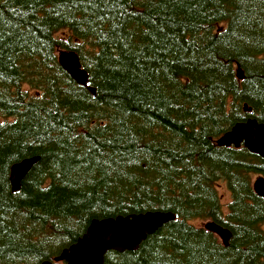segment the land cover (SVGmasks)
Listing matches in <instances>:
<instances>
[{"label": "trees", "instance_id": "16d2710c", "mask_svg": "<svg viewBox=\"0 0 264 264\" xmlns=\"http://www.w3.org/2000/svg\"><path fill=\"white\" fill-rule=\"evenodd\" d=\"M0 118V264L53 262L92 220L156 211L175 220L103 264H264V159L216 144L264 124V0H0Z\"/></svg>", "mask_w": 264, "mask_h": 264}, {"label": "water", "instance_id": "95a60500", "mask_svg": "<svg viewBox=\"0 0 264 264\" xmlns=\"http://www.w3.org/2000/svg\"><path fill=\"white\" fill-rule=\"evenodd\" d=\"M59 64L77 85L87 86V73L81 68L75 53L61 52ZM236 77L240 81L243 80V73L240 69L236 71ZM244 111H249L246 109V105ZM216 144L220 147L232 146L236 149L243 146L251 154L264 159V124H260L254 119L237 123L230 131L221 136ZM38 160V157L28 158L11 166L9 180L13 192L19 191L21 181ZM252 188L258 197H264V177L255 178ZM174 220V214L160 211L126 217L95 219L91 221L86 232L75 244L63 250L53 262H43L42 264H103L107 252L137 251L147 236ZM204 229L216 235L224 246H228L231 234L227 229L210 221L205 223ZM91 240L96 241L97 244L93 252L87 253L84 244Z\"/></svg>", "mask_w": 264, "mask_h": 264}, {"label": "rangeland", "instance_id": "374dc122", "mask_svg": "<svg viewBox=\"0 0 264 264\" xmlns=\"http://www.w3.org/2000/svg\"><path fill=\"white\" fill-rule=\"evenodd\" d=\"M258 177H260V176H255L253 178V181H254L255 178H258ZM218 185H219V188H218L219 189V193L222 195V202L224 204H227L229 202V200H230V194H229V192H228V190H227V188H226L224 183H219ZM207 222L208 221H200V220L192 221V223L195 226H197V227H204L205 223H207Z\"/></svg>", "mask_w": 264, "mask_h": 264}, {"label": "bare ground", "instance_id": "6f19581e", "mask_svg": "<svg viewBox=\"0 0 264 264\" xmlns=\"http://www.w3.org/2000/svg\"><path fill=\"white\" fill-rule=\"evenodd\" d=\"M59 59V58H58ZM250 113V112H249ZM259 176V175H258ZM261 176V175H260ZM96 241H94V240H91V241H88V242H86L85 244H84V249H85V251L87 252V253H91V252H93L94 251V249H95V246H96Z\"/></svg>", "mask_w": 264, "mask_h": 264}]
</instances>
